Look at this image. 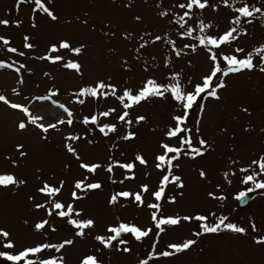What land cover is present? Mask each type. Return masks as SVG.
Here are the masks:
<instances>
[{
	"label": "snow or ice",
	"instance_id": "1",
	"mask_svg": "<svg viewBox=\"0 0 264 264\" xmlns=\"http://www.w3.org/2000/svg\"><path fill=\"white\" fill-rule=\"evenodd\" d=\"M147 3V0H145ZM30 6L31 28L36 29L37 15L45 18L51 27L55 28L61 23H71L52 7L53 0H15V9L19 13L20 6ZM133 0L123 3V8L131 10ZM227 9L231 15L228 18V27L220 31L219 25L213 20H206V9L218 12L220 7ZM157 19L164 27L153 32L145 26L144 18L136 14L132 17L135 29H116V26L107 22L101 29L102 35L109 42L121 40L128 52L132 53L130 61L126 55L117 54V63L123 72L132 71V62L138 63L143 72L151 74L144 77L138 85H133L131 79L114 82L111 74L97 76L90 81H85L83 65L80 57L86 51L84 43H73L68 36H59L50 40L43 53L38 51V45L31 42V34L22 37V49L13 46L10 38L0 35V50L15 54L18 57H26L32 61L45 62L47 65L57 66L65 71V74L78 78L77 88L69 91L73 105L85 106L95 104L96 109L88 114L77 115L73 108L66 103L55 99L61 95L60 88L53 84L44 94H36L31 97L25 95L27 104L10 101L5 95L0 94V102L8 109L18 111L21 118L15 123V130L23 133L30 128L39 130L40 140L48 141L49 132L61 133L62 147L65 152L63 171L68 172L75 165L78 177L71 181L66 178L52 181L42 179L35 189L36 195L29 194L26 199L30 210L36 218L24 224L34 235L40 237L33 244L17 246L11 238V231L0 227V264H66L63 254L67 247L75 244L77 239L84 240L91 237L94 241L96 252H102L107 256L108 252H122L129 254L132 251V243H143V240L154 232L155 238L150 245L151 250L145 255L147 258H138L136 264H149V261L167 260L178 254L191 250L197 245L201 237L220 236L222 233H230L241 238L249 237L253 245L264 247V234H259L257 224L249 217V226H240L230 221L228 215H217L215 211L208 214L191 213L164 215L163 204H175L177 195L183 196V191L175 195H169L170 187L184 189L185 182L181 175L177 174L180 161L184 158L197 160L204 158L215 151V141L206 139L201 131V125L206 117L208 101L221 102L222 91L228 87V79L242 73L259 72L264 74V42L246 50L244 47H231L241 36H247L248 28L256 20L264 26V0H172L166 4L165 0H154L153 4ZM84 28L96 30V25L91 21L89 13L84 11L76 17ZM11 23L19 28L22 21L13 20ZM9 19H0V26L8 28ZM135 32V35L133 34ZM157 47L159 56L148 53L149 47ZM225 47L230 51L226 52ZM116 54L115 49L111 50ZM204 54L207 69L195 79L187 75L183 69H177V61L186 60L192 67L190 55ZM75 57V58H72ZM150 57V58H146ZM159 59L160 63H156ZM167 71L156 75L157 69ZM0 70H11L17 76V83H25L23 73L32 74V68L26 62L18 60L0 59ZM45 77H51L48 71L43 72ZM14 96H20L17 88H12ZM110 100L116 103L101 110L102 104ZM49 103L60 110L62 118L54 122L45 123L42 115H35L31 111L32 104ZM161 102L169 106L167 123L162 129L153 127L157 132L156 150L151 156V165L146 155L139 149L132 152L126 148L139 139L140 129L149 122L148 114H136L133 112L142 104ZM240 112L251 116L248 107H240ZM109 118H113L114 122ZM62 126H66L67 134H64ZM83 127L84 135L79 128ZM249 132L248 126L243 129ZM221 132L227 131L221 128ZM261 131H264L262 129ZM89 135L99 136L109 141L105 160L86 161L79 151L80 145H92L94 139ZM98 142V141H97ZM22 143L13 145V152L3 154L13 169L20 166L13 156L18 154L22 160L28 152L24 150ZM151 166L158 174L155 187L148 183H140L138 190H126L122 186L128 181L137 178V170L144 176H149L146 171ZM102 170L106 174V182L93 177ZM120 171V178H116V171ZM40 169H37L39 172ZM201 181L208 180V172L204 168L197 170ZM221 183L214 186V191H207L206 196L212 201H225L229 195L239 204L243 205L264 197V150L255 153L247 162L230 156L225 162L224 169L220 173ZM233 179L239 185L234 193H227L226 187L233 185ZM70 184V196L68 201L61 197L65 185ZM27 184L26 179L19 178L15 172H0V189L11 190L14 193L22 191ZM226 186V187H225ZM110 188L106 199V206L110 209H125L129 206L135 208H147L150 216V226L140 227L136 223L122 220L118 215L105 224L101 231H97L98 217L87 214L78 202L87 199L90 193L103 192ZM145 194L151 197L152 202H145ZM210 217L212 218L210 222ZM196 222L195 230L191 231V237L179 243H168L164 249L157 250L159 238L170 229L179 228L183 223ZM60 225L61 227H58ZM62 229L69 232V236L52 241V236ZM79 264H104L95 253L84 255Z\"/></svg>",
	"mask_w": 264,
	"mask_h": 264
},
{
	"label": "rangeland",
	"instance_id": "2",
	"mask_svg": "<svg viewBox=\"0 0 264 264\" xmlns=\"http://www.w3.org/2000/svg\"><path fill=\"white\" fill-rule=\"evenodd\" d=\"M127 0H53L52 7L55 8L63 17L70 19L72 22L61 23L55 28L51 27L49 22L37 15V28H31L30 6L24 4L20 6L19 13L15 9V0H0V19H9L8 28L0 26V35H4L11 39L13 46L22 49V37L25 34H31L33 39L31 42L38 45V51L43 53L45 47L50 40H55L59 36H68L73 43H84L87 45L86 51L80 57V61L84 69L85 81H90L97 76H106L111 74L114 82L122 81L125 78L131 79L133 85H138L141 80L150 75V72H143L140 64L132 62V71L123 72L117 63V54L126 55L132 60V53L128 52L125 44L121 40L108 41L102 35L101 29L103 25L111 21L116 29H135L132 17L136 14L144 18L145 26L153 32L161 30L164 25L157 19L153 7L154 0H133L131 10L124 9L123 3ZM172 0H165V3H171ZM215 2V0H212ZM84 11L89 13L91 21L96 25L93 31L90 27L84 28L79 24L77 16L82 15ZM231 13L220 7L218 12L205 10L204 17L206 20L211 19L215 24L219 25V30H225L228 25V18ZM22 21L20 27H15L11 21ZM248 35L241 36L235 41L231 47H244L246 50L253 46L264 42V26L260 20L254 21L251 25H246ZM135 35V32L133 33ZM115 49L116 54L111 51ZM27 52L28 50H24ZM148 53L159 56V49L155 46L148 48ZM225 51L230 49L225 47ZM75 58V57H72ZM150 58V57H146ZM0 59L18 60L26 62L32 68V74L23 73L25 83L19 85L17 76L11 70H0V94L5 95L10 101L16 103L27 104L24 96L31 97L36 94H44L48 87L53 84L60 88L61 95L55 97L61 102L66 103L76 112L77 115L88 114L96 109L95 104H86L81 106L71 103L68 92L77 88L78 78L65 74V71L57 66L47 65L45 62L32 61L26 57H18L15 54L6 53L0 50ZM188 59L192 60V67H189L186 60L177 61V69H183L187 75H191L194 79L203 73L208 65L205 61L204 54L190 55ZM156 63H160L159 59ZM48 71L51 77H45L43 72ZM156 75H161L167 70L160 68L155 70ZM228 87L222 91L223 99L217 103L214 101L207 102L206 117L201 125V131L206 139L215 141V151L206 155L204 158L197 160L182 159L177 174L181 175L185 182L184 189H175L169 186V195H175L183 191V196L177 195L175 204L164 203L162 212L164 215H185L191 213L208 214L215 211L217 215H228L230 221L240 226H249V217H252L259 230V234H264V197L257 196L256 199L249 202V205L243 209H236V201L229 195L225 201H212L207 196V191H214V186L221 183L220 173L224 169L225 162L230 156L239 158L242 163L247 162L255 153L264 150V74L259 72L242 73L233 76L227 81ZM20 91V96L12 94V88ZM116 102L110 100L107 104L100 106L101 110L108 106H113ZM240 107H248L251 116L240 112ZM169 106L161 102L152 104L144 103L139 106L133 115L148 114L150 119L140 129L139 139L132 143L125 151L132 152L139 149L149 159L151 165L152 153L156 150L157 132L151 129L156 127L162 129L167 123V113ZM31 111L35 115H42L45 123L54 122L58 118H62L60 110L54 108L49 103L36 102L32 104ZM22 114L18 111L8 109L0 102V172H15L19 178H24L27 184L22 191L13 192L11 190L0 189V227L7 228L11 231V238L16 242L17 246L29 245L38 242L40 237L29 231L24 224V220L29 221L36 218V215L30 210L29 202L26 197L29 194L36 195L35 189L40 183L37 176L42 179L52 181L53 176L57 179L66 178L71 181L73 177H78V171L73 165L68 172L63 171L65 161V152L62 147L61 133L49 132V140L41 141L39 130L30 128L23 133L15 130V123L21 118ZM114 122L113 118H109ZM248 126L252 129L245 132L243 129ZM64 134L68 129L62 126ZM227 131L221 132V128ZM80 134L84 135L83 127L79 128ZM90 139H94L92 145L81 144L80 153L86 161L105 160L109 141L105 138L89 135ZM98 141V142H97ZM16 143L24 144L28 152L27 157L22 160L18 154L13 156L17 159L20 166L13 169L9 161L4 159L3 154L13 152V145ZM204 168L208 172V180L201 181L198 177L197 170ZM37 169H40L37 172ZM116 171V178H120V171ZM149 176H144L137 170V178L134 181H128L122 187L126 190H138L140 183H148L151 187H155L158 179L157 172L151 168L146 170ZM93 179H99L106 182V174L99 171V174ZM70 184L65 185L60 199L69 200ZM226 187V186H225ZM239 185L233 179V185L226 187L227 193H234ZM110 188H105L103 192L90 193L84 201L78 202L85 209L87 214H93L98 217L97 231H101L105 224L111 222L115 216H119L124 221L136 223L144 228L150 226L149 210L145 208L137 209L135 206H129L125 209H110L106 206V199L109 195ZM145 202H152L151 197L145 194ZM212 218L210 217V222ZM61 227L60 225H57ZM196 222L183 223L181 227L170 229L162 234L159 238L157 250L164 249L168 243H179L186 238L191 237V231L195 230ZM154 232L143 240V243H132L130 247L132 251L129 254L122 252L110 251L107 256L102 252H96L94 241L91 237L79 240L71 247H67L63 254L79 263L80 259L86 254L95 253L98 257H119L123 258L122 264H136L138 258H147L146 253L151 250L150 245L155 238ZM256 235L251 233L249 229V237ZM69 236L66 229H62L52 236V241L56 242L59 238ZM249 237H238L230 233H222L220 236L201 237L191 250L168 258L156 261H149V264H264V247L252 244ZM117 264H120L118 262Z\"/></svg>",
	"mask_w": 264,
	"mask_h": 264
},
{
	"label": "flooded vegetation",
	"instance_id": "3",
	"mask_svg": "<svg viewBox=\"0 0 264 264\" xmlns=\"http://www.w3.org/2000/svg\"><path fill=\"white\" fill-rule=\"evenodd\" d=\"M98 258H100L104 262V264H117L118 262H120V264L124 263L123 261H120L123 260V258L119 259V257H98ZM65 261L66 264H79L70 257H65Z\"/></svg>",
	"mask_w": 264,
	"mask_h": 264
},
{
	"label": "water",
	"instance_id": "4",
	"mask_svg": "<svg viewBox=\"0 0 264 264\" xmlns=\"http://www.w3.org/2000/svg\"><path fill=\"white\" fill-rule=\"evenodd\" d=\"M247 204H248V202H246V203L243 204V205H241V204H239V203L237 202V207H238L239 209H243V208H245V207L247 206Z\"/></svg>",
	"mask_w": 264,
	"mask_h": 264
}]
</instances>
